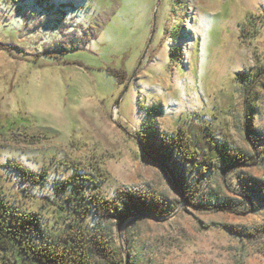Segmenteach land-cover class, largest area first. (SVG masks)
<instances>
[{
	"label": "rangeland",
	"instance_id": "obj_1",
	"mask_svg": "<svg viewBox=\"0 0 264 264\" xmlns=\"http://www.w3.org/2000/svg\"><path fill=\"white\" fill-rule=\"evenodd\" d=\"M0 41L13 46L0 49L7 200L52 227L54 187L74 165L108 198L128 185L169 208L106 221L128 264H264V234L249 240L225 226L264 225V205L245 207L237 180L264 178V164L203 176L176 150L164 163L142 142L154 133L186 145L197 134L256 155L253 128L264 149V0H0ZM15 163L47 181H24ZM216 186L239 210L210 206Z\"/></svg>",
	"mask_w": 264,
	"mask_h": 264
},
{
	"label": "trees",
	"instance_id": "obj_2",
	"mask_svg": "<svg viewBox=\"0 0 264 264\" xmlns=\"http://www.w3.org/2000/svg\"><path fill=\"white\" fill-rule=\"evenodd\" d=\"M0 49L12 51L13 46L0 41ZM172 56L176 57V54L172 52ZM246 118L249 120L247 115ZM246 135L258 154L245 149H230L197 134L188 136L189 144L186 145L177 140L167 147V141L154 133L144 135L142 142L146 152L164 163L171 158L172 150H176L179 157L199 168L200 175L204 176L208 171L225 172L249 162L263 165L264 149L260 147L258 136L253 128L247 129ZM13 168L28 183L42 184L47 181L46 174L36 173L19 163H15ZM72 168L74 173L54 187L56 198L53 208L60 218L52 227L44 223L40 212L21 209L0 191V264H128L123 248L114 240L113 228L106 221L116 219L122 222L130 217L136 220L144 216L169 214V208L161 203L160 196L123 185L117 189L116 197L111 199L101 193L100 181L93 174L77 173L80 170L78 166L73 165ZM173 173L179 189L187 192L183 175L179 173L178 176L177 170ZM237 180L241 186L240 194L246 199L245 207L256 203L264 205V178L238 173ZM192 197L195 198V195L192 194ZM210 197L212 208L224 206L235 212L239 210L236 207L238 200L224 195L219 186L212 189ZM92 216L97 218L96 224L89 222ZM225 226L249 240L257 241L258 236L264 234V225L247 231L232 225Z\"/></svg>",
	"mask_w": 264,
	"mask_h": 264
}]
</instances>
